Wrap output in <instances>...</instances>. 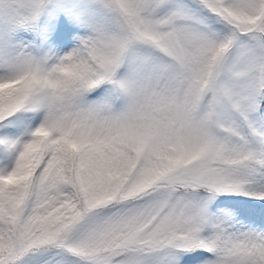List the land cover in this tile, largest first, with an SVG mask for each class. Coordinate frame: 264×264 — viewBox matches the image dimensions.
Wrapping results in <instances>:
<instances>
[{
  "label": "snow or ice",
  "instance_id": "snow-or-ice-1",
  "mask_svg": "<svg viewBox=\"0 0 264 264\" xmlns=\"http://www.w3.org/2000/svg\"><path fill=\"white\" fill-rule=\"evenodd\" d=\"M0 264H264V0H0Z\"/></svg>",
  "mask_w": 264,
  "mask_h": 264
}]
</instances>
